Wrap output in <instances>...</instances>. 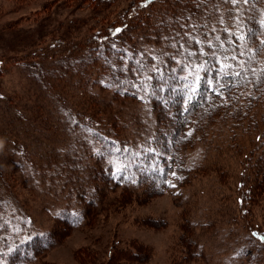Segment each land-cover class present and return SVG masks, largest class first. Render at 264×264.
<instances>
[{"label": "rangeland", "instance_id": "374dc122", "mask_svg": "<svg viewBox=\"0 0 264 264\" xmlns=\"http://www.w3.org/2000/svg\"><path fill=\"white\" fill-rule=\"evenodd\" d=\"M146 5L0 0V264H264V174L250 194L236 187L253 180L262 127L224 119L197 135L186 182L170 170L163 190L142 173L165 172L151 144L176 124L148 90L117 95L110 69L139 41L117 30L136 29Z\"/></svg>", "mask_w": 264, "mask_h": 264}, {"label": "trees", "instance_id": "16d2710c", "mask_svg": "<svg viewBox=\"0 0 264 264\" xmlns=\"http://www.w3.org/2000/svg\"><path fill=\"white\" fill-rule=\"evenodd\" d=\"M146 3L151 15L147 13L138 20L134 30L129 27L125 33V25L118 31L126 38L130 35L128 31H138L139 41L120 48L119 56L114 58L115 68L110 70L119 72L118 76L123 78L114 82L117 95L137 96L148 90L146 100L151 108L155 111L160 108L168 120L174 119L173 137L160 136V141L157 135L151 144L159 151L165 172L142 171L164 190L162 182L170 170L180 182H186L191 169L186 165L185 153L197 135L206 136L205 131L212 125L213 130L217 128L218 121L238 123L222 125L229 130L253 126V133L262 127L259 140L264 136V0H146ZM154 5L158 6L159 14H153ZM163 6L173 13L171 19L167 20V9L165 13ZM232 11L234 21L228 18ZM153 18L156 19L150 25ZM162 30L169 48L162 46L159 50L155 46L163 43ZM122 40L121 43L127 41ZM104 46L112 48L111 44ZM106 86L110 87V83ZM256 109L261 113L253 122L252 112ZM263 158L264 151L254 158L252 154L246 155L244 172H250V176L253 172V180L249 184L238 181L239 191L250 194L251 184L254 186L264 174ZM150 160V156L144 157L139 165L147 168Z\"/></svg>", "mask_w": 264, "mask_h": 264}, {"label": "snow or ice", "instance_id": "6c2138e0", "mask_svg": "<svg viewBox=\"0 0 264 264\" xmlns=\"http://www.w3.org/2000/svg\"><path fill=\"white\" fill-rule=\"evenodd\" d=\"M117 31H119V30H117ZM195 90V89H194Z\"/></svg>", "mask_w": 264, "mask_h": 264}]
</instances>
